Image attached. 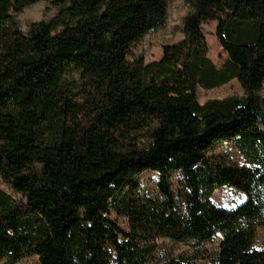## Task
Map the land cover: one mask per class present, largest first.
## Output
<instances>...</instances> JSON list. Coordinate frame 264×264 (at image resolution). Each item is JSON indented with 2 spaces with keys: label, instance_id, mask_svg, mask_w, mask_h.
Returning a JSON list of instances; mask_svg holds the SVG:
<instances>
[{
  "label": "trees",
  "instance_id": "obj_1",
  "mask_svg": "<svg viewBox=\"0 0 264 264\" xmlns=\"http://www.w3.org/2000/svg\"><path fill=\"white\" fill-rule=\"evenodd\" d=\"M41 1L57 13L20 30L17 15ZM171 1L0 0V179L23 198L0 189V264H264L252 247L264 227V0H183L182 39L159 60L135 57ZM232 80L242 95L199 103L197 88ZM224 141L243 164L207 155ZM148 171L153 196L134 182ZM225 186L240 205L210 201ZM165 240L192 258L159 254Z\"/></svg>",
  "mask_w": 264,
  "mask_h": 264
},
{
  "label": "rangeland",
  "instance_id": "obj_2",
  "mask_svg": "<svg viewBox=\"0 0 264 264\" xmlns=\"http://www.w3.org/2000/svg\"><path fill=\"white\" fill-rule=\"evenodd\" d=\"M167 22L163 28L157 31H151L144 35L142 39L136 42L131 50L135 57H142L144 61L149 62L153 60H159L162 54V45L173 44L182 39L183 35L180 33V27L182 24L183 17L188 12V7L183 3V0H172L170 2ZM57 13V6L52 2H36V4L26 7L19 15L16 17V21L20 30L27 31L28 26L32 22L36 21H48ZM215 22H208L202 25V33H204L208 52L207 55L217 67L222 65V61L226 57V53L223 48H220L215 30ZM242 91L239 83L236 80H232L223 86L203 90L197 88L196 95L200 104L207 102L210 99H223L228 96H240ZM258 122L264 128V112L259 117ZM219 155L226 157L229 160L236 162L237 164H243L244 160L242 155L239 154L235 147L233 141H224L216 144L212 149L209 150L207 155ZM178 173L172 175L173 181L179 179ZM157 181L158 174L155 172H143L135 179V183L138 188V193L147 195L157 194ZM0 189L7 192L17 201H23V198L14 192L11 188L5 185L0 179ZM245 196L241 192L234 190L231 187L225 186L215 189L210 196V201L215 205L223 208H232L238 206L243 202ZM109 219L115 222L118 226L126 229L127 220L118 215L116 209L112 210L109 214ZM215 244H208L206 248L212 249ZM252 247L256 250H264V227H257L256 235L253 240ZM158 253L167 257H178L184 256L186 258H192L193 251L185 245L175 244L168 240L159 242ZM17 264H39L38 258L36 256H28L22 259Z\"/></svg>",
  "mask_w": 264,
  "mask_h": 264
}]
</instances>
